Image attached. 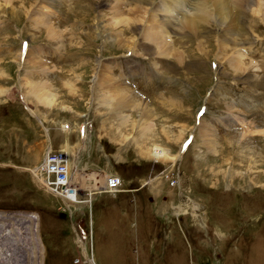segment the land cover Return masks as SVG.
Returning <instances> with one entry per match:
<instances>
[{"label": "rangeland", "instance_id": "374dc122", "mask_svg": "<svg viewBox=\"0 0 264 264\" xmlns=\"http://www.w3.org/2000/svg\"><path fill=\"white\" fill-rule=\"evenodd\" d=\"M6 1L0 264H90L86 244L99 264H264V0L242 13L229 0L233 18L221 22L216 9L196 35L168 7L199 17L198 0H149L138 36L124 21L138 1ZM152 32L178 52L161 55ZM100 62L152 112L96 86ZM35 86L53 93L51 105ZM157 146L171 153L167 163ZM49 154L77 189L70 206L44 185L64 188Z\"/></svg>", "mask_w": 264, "mask_h": 264}, {"label": "bare ground", "instance_id": "6f19581e", "mask_svg": "<svg viewBox=\"0 0 264 264\" xmlns=\"http://www.w3.org/2000/svg\"><path fill=\"white\" fill-rule=\"evenodd\" d=\"M133 1H138L139 4H140V7L139 8L138 7L137 8L135 7V9L133 8L132 9L133 11H131L130 16L127 17L126 19H124V21L126 22V25H128L129 27H131L130 30L135 31V34H137V36H138L139 33H140V30L139 29H141V28L138 29V27L136 26L137 25V22L141 19V18H139L140 14H137L138 13V10H140L144 6V4H149L151 0L150 1L149 0H133ZM174 1H179L182 4L184 3L182 0H174ZM233 1L235 2L234 4H236V6L238 8L241 7V10L240 9L239 10L242 13L243 12V7H244L245 3H249L250 0H233ZM6 2L9 3L10 1L8 2V0H7ZM165 2H164V4H165ZM228 2H229V0H198L196 2L195 8L197 9V11L198 10L200 11L199 17L191 16V13H190V15H187L189 13H187L186 10H184V11L182 10L183 12L178 11V8H177L178 6H176V5L173 6V7L172 6H169V7L167 6V7L170 8L172 11L177 9L176 10V13L178 14V16H180V14H181V17H183V18H181L182 19V24H181L182 25V28H185V30L187 29L190 32V34L193 33V34L196 35V34H198V32L196 30L198 28V23H200L199 21L201 20V22H202V20H204V22H205V21H208L209 19H211V15L214 14V11H216V9H218L217 10V15H218L219 18H221V22L224 23L225 20H227L228 18L229 19H231V17L233 18V15H232V12H231V8H230V5H229ZM174 7L176 9H174ZM162 8H161V10H162ZM178 16H175L176 17L175 18L176 20L178 19ZM143 20H142V22H143ZM159 21H161V20H159ZM163 26L165 27L164 28L165 31H168V30L171 29L169 23L166 24V25H163ZM151 34L149 35L151 37V40L153 42L157 43V44H161V49H160V47L158 48V50L159 49L161 50V51H159L161 53V55H162V53H164V55H165L166 53H170L171 54L174 51H175V53L178 52L176 49L173 48V46L171 45L170 41L165 40L162 35L157 34V33H153L152 35ZM135 37H133V38H135ZM119 41H121V40H119ZM121 42H119V43H121ZM128 43H129L130 46H132V48H129V49L137 50L136 49V46H135V42L128 41ZM31 53L32 52L30 50L29 53H28V56H27L26 64H28L32 60V58H31L32 57V54ZM19 58H20V52H17L16 61L19 62ZM34 59L37 60L36 63H39L38 59H40V57L36 56V57H34ZM104 65H105L104 62H100L99 64H97V67L94 68V71H95L94 74H96V76H97V82L95 83L96 86L97 85H100V86L102 85L104 88H113L116 91L115 96H118V98H116L117 100L119 99L122 102H127V103L131 104V106L133 108H135V109H142L143 112L146 115H148L150 112H152V110L150 109L148 103H146L145 101H142V99L141 100H138L139 98L136 97V96L134 97L133 93L135 91L132 90L129 87V85L127 84L128 82L125 83L124 81H122L123 79L120 80V79L116 78V76L113 73H111V70H109L107 68V65H105V66ZM32 91H30V92H32ZM33 94L36 96V98L41 103H44V104H47V105H51L52 102H53V96L54 95H53L52 92H50V90H43L42 87L35 86V90H34V93ZM13 96L14 95L11 93L7 97L9 99L13 100L14 99ZM24 99H25V97H24ZM164 100H167L168 101L169 98H166ZM30 110L32 111V113L37 114L31 108H30ZM204 128L205 127H204V123H203L201 125V127H200V130H199V133L200 134H202L204 132ZM64 129H65L66 132H69L70 124H65L64 125ZM50 142L52 144V141L51 140H50ZM68 145H69V141H67L65 143V146L66 147H68ZM154 150H156L155 155L157 157L161 158L162 162L163 161L164 162L166 161V163H167V161H168L167 158H171L172 157L171 156V153L166 148H161V147H158L157 146V148H155ZM46 164H47V160H46ZM32 172H33V175H35L36 178L41 181V185H42L44 183V181H43V179H41L39 177V170L38 169H32ZM62 179H64V181L62 182L64 188L62 190H60L59 188H56V187H52V186L47 187V189H48V191H52V192L58 193V196L61 197V198H63L64 201H65V203L66 204L68 203V205L70 206V201H73L74 199H77V189L71 187V177H70L69 171H66L65 177H63ZM46 184L47 183L45 182L44 185H46ZM207 215H208V213H207ZM5 216L0 215V219L3 218V217L5 219H8V216H6V217ZM1 227H3V226H1ZM8 231H9L8 229H4V232H3V230L1 232H3V234L5 235V238L7 237V239L10 240V238H12V236L14 237V234L11 231H10L11 233L8 232ZM15 238L17 240V237H15ZM15 238H13V239H15ZM92 238H93V236L91 235L90 238H89V242L92 240ZM21 239L22 240L24 239L23 236H22ZM80 241L82 242V244L84 243L82 240H80ZM91 244H92V242H91ZM86 245H87L86 246L87 247V250L86 251H88V254H87V252H85V254H87L86 255L87 256V262H90V264H95V262H94V260L92 258V255H91V251L92 250L89 249V246H88L89 244H86ZM85 261L86 260H84V262Z\"/></svg>", "mask_w": 264, "mask_h": 264}, {"label": "built area", "instance_id": "2783aa9c", "mask_svg": "<svg viewBox=\"0 0 264 264\" xmlns=\"http://www.w3.org/2000/svg\"><path fill=\"white\" fill-rule=\"evenodd\" d=\"M47 165H50V167L52 168L53 171L57 172L58 174H60L61 179L63 177H65V173L66 171H68V167L65 166L58 155L56 154H49L48 155V160H47ZM121 183L120 178L115 177V176H111L109 179V185L112 188L118 187V185ZM52 184H46L45 187H50ZM52 192V191H51ZM55 194L58 195V193L53 192Z\"/></svg>", "mask_w": 264, "mask_h": 264}, {"label": "crops", "instance_id": "0c3cea01", "mask_svg": "<svg viewBox=\"0 0 264 264\" xmlns=\"http://www.w3.org/2000/svg\"><path fill=\"white\" fill-rule=\"evenodd\" d=\"M91 234H92V236H93V238H92V242L94 243V236L96 235V230L94 231V233H93V231H92ZM82 247H83V246H82ZM91 255H92V258H93L95 264H99L98 261H97V258H96V248H95V246H93V253H91ZM85 258L87 259V256H85ZM86 261H87V260H86Z\"/></svg>", "mask_w": 264, "mask_h": 264}, {"label": "water", "instance_id": "95a60500", "mask_svg": "<svg viewBox=\"0 0 264 264\" xmlns=\"http://www.w3.org/2000/svg\"><path fill=\"white\" fill-rule=\"evenodd\" d=\"M73 190V189H72Z\"/></svg>", "mask_w": 264, "mask_h": 264}]
</instances>
